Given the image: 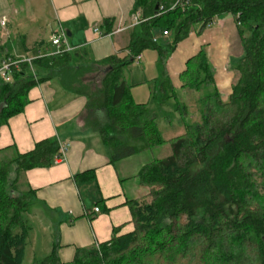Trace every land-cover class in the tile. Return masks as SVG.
<instances>
[{"label": "trees", "instance_id": "16d2710c", "mask_svg": "<svg viewBox=\"0 0 264 264\" xmlns=\"http://www.w3.org/2000/svg\"><path fill=\"white\" fill-rule=\"evenodd\" d=\"M137 11L140 23L132 29L125 54L90 61L83 49L47 52L31 61L51 71L46 77H30L25 62L13 69L11 82L0 79V126L23 109L35 85L55 74L67 90L86 97L85 125L99 133L111 162L150 150L166 141L158 124L159 111L176 92L167 67L171 53L196 28L201 33L222 15L234 17L241 36L237 80L226 98L213 87L205 92L201 122L188 124L169 140L170 154L141 167L137 177L148 193L129 201L133 230L77 249L68 263L60 259L56 237L50 253L35 264H264V0H135ZM104 25L109 32L110 20ZM169 29L172 37L155 40ZM147 49L158 53V75L150 101L137 103L125 69ZM76 60L105 66L97 90L80 87L85 70L73 65ZM201 72L199 84L206 77ZM195 74L192 70L186 80ZM178 121L184 124L182 116ZM61 146L45 138L28 152L0 156V264H22L32 230L27 215L36 192L22 188L24 173L54 165Z\"/></svg>", "mask_w": 264, "mask_h": 264}, {"label": "crops", "instance_id": "0c3cea01", "mask_svg": "<svg viewBox=\"0 0 264 264\" xmlns=\"http://www.w3.org/2000/svg\"><path fill=\"white\" fill-rule=\"evenodd\" d=\"M134 2L0 0V61L7 54L34 58L47 52L55 53L57 48L50 37L60 28L67 35L71 51L85 50L86 59L90 61L110 54H125L135 26ZM107 19L111 22L109 32L104 25ZM213 21L216 26L204 29L198 36L191 32L169 57L168 72L176 89L181 85L180 75L186 68V61L205 44L203 48L216 68L219 88H224L225 94L230 92L226 89L223 73L226 64H234L243 55L241 36L233 16L222 15ZM160 36H164L163 33ZM40 42L46 45L37 49ZM153 52L142 53L140 61H136L143 77L142 86L144 82L149 84L150 97L152 81L158 75V55ZM145 55L146 61L142 63ZM154 65L156 72H153ZM34 68L42 77L51 73L45 68ZM133 75L125 69V79L130 85L129 77L132 81ZM131 93L133 99L140 95L135 88ZM86 101L85 96L67 90L60 77L53 74L35 85L28 92L23 109L0 126V156H10L14 150L28 152L37 141L45 138L57 139L67 146L61 161L51 167L27 170L20 181L22 188L31 187L36 192L27 218L31 224L37 222L49 236L41 252L50 253L57 237L59 256L64 263L73 260L77 249L97 246L115 234L133 230L129 201L148 193L137 174L151 161L139 157L149 150L111 162L109 149L99 133L85 125ZM97 205L99 212L94 211Z\"/></svg>", "mask_w": 264, "mask_h": 264}, {"label": "rangeland", "instance_id": "374dc122", "mask_svg": "<svg viewBox=\"0 0 264 264\" xmlns=\"http://www.w3.org/2000/svg\"><path fill=\"white\" fill-rule=\"evenodd\" d=\"M214 26H216V21L215 22L213 21L207 28H211ZM160 30H163V29H160ZM192 32H195L197 36L200 34L197 28ZM160 33L161 32H158L156 34V38L158 39L160 38L159 39L160 41H163L166 38L169 39V37H172L171 30L169 31L167 35L163 34L165 37L164 36L159 37ZM203 47H205V44L204 46L201 45V50H199L198 52H196L195 54L191 55L188 58V60L186 61V67L189 64V67H190L189 71L188 72L186 71V74L180 77L181 85L177 89H175L176 92L174 94V97L170 100V105L159 111V115L161 118L158 124V128L161 132L162 138H164L166 141L163 143L155 144L152 149L141 154V156L139 157L143 159L144 161H150L152 159L161 158V157H164L170 154L171 148H170L169 140H171L172 138L180 134H183L186 131L188 124L201 122V113H200L199 103L202 100L205 92H207L209 89L213 87L216 90H218L219 93L223 97L226 98L228 96L229 92L225 94L224 88L223 89L219 88L217 81H216V75H215L216 68L213 62L209 59L208 52L204 50ZM21 51H24V50L21 49ZM153 51L157 53L156 50H151V49H147L143 53H147V52L152 53ZM199 53H202L203 54L202 56L204 58L193 60L195 55H198ZM172 54L173 52L171 53V55ZM146 57L147 55H145V58L144 60H142V63L143 62L145 63ZM240 58H238V60ZM236 62L234 64H226V68L223 73L224 83L226 84L227 91L231 90L232 85L237 80V74L234 70ZM73 65L83 66L84 67L83 71L85 70L82 77L80 78V84H81L80 87L87 88L91 91L97 90V88L100 86V80L105 70V66L101 67L99 65L89 63V61L87 60H84V61L76 60ZM155 66L156 65L153 66V72L154 71L156 72ZM209 67H212L213 73L209 71ZM36 69L37 68H34V66L31 65L30 70L28 71V75L30 77H35V78L38 77L39 75ZM139 69H140V66L138 63H136V60L135 62L129 64L126 67V71L128 72L132 71L134 73L132 77V81H131V78L129 77V81L132 84L130 87V92H131V89L133 88L137 89L138 91H140L139 93L140 95L138 98L136 97L133 100L137 103H148L150 101V93H149V89L147 88L149 84L148 82H144L146 87L142 86L143 83L141 80L143 77L141 73L139 72ZM200 69H202V72H201L202 75H204L205 73V76H206L202 84H199L197 80V70H200ZM192 70H195L196 74L194 75L193 78L188 77V80H186L187 78L186 76H190ZM211 80H213L214 83L210 86H207L206 83ZM1 107L2 106H0V109ZM184 113H186L187 115L184 116ZM180 116H182V120L184 124L178 121V118H180ZM168 119L171 120L170 123H168L167 121ZM32 227L33 229L31 230L29 238H28V242H27L26 250H25V256H24L22 264H35V260L42 258L45 256V254H47V253L43 254L41 250L43 249V246L45 245V243H48L49 241L48 234L42 230V228L37 224V222H33ZM35 256L37 257L36 259L34 258Z\"/></svg>", "mask_w": 264, "mask_h": 264}, {"label": "built area", "instance_id": "2783aa9c", "mask_svg": "<svg viewBox=\"0 0 264 264\" xmlns=\"http://www.w3.org/2000/svg\"><path fill=\"white\" fill-rule=\"evenodd\" d=\"M132 19L135 25L139 24L140 23V13L138 11L134 12V14L132 15ZM2 24H4V21H2ZM95 31L100 32L99 28H95ZM163 34L167 35L168 32L165 30L163 31ZM50 42L52 43V45H54L57 48L56 52H59L61 50H67V51L72 50V48L68 44L67 35L62 28H60L59 31L51 35ZM32 59L33 58H15L14 59L10 56L9 57L6 56L0 61V79L5 82H11L13 80V76H12L13 69L15 68L19 70L20 64L25 63V62H27L31 66ZM140 59H141V55H138L136 57V61H140ZM66 149H67L66 145L61 146V156H59L56 159V162H59L64 158ZM94 211L99 212L100 208L96 206L94 208Z\"/></svg>", "mask_w": 264, "mask_h": 264}, {"label": "water", "instance_id": "95a60500", "mask_svg": "<svg viewBox=\"0 0 264 264\" xmlns=\"http://www.w3.org/2000/svg\"><path fill=\"white\" fill-rule=\"evenodd\" d=\"M159 5H157V7H158Z\"/></svg>", "mask_w": 264, "mask_h": 264}]
</instances>
